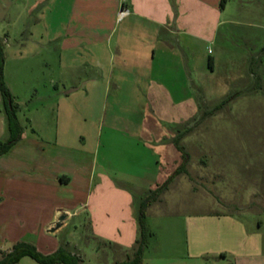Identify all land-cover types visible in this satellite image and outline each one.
I'll return each instance as SVG.
<instances>
[{
    "label": "crops",
    "instance_id": "0c3cea01",
    "mask_svg": "<svg viewBox=\"0 0 264 264\" xmlns=\"http://www.w3.org/2000/svg\"><path fill=\"white\" fill-rule=\"evenodd\" d=\"M235 2L243 8L230 13L254 15L250 36L235 30L243 24L233 15L225 16ZM29 4L41 10L37 23L46 30L37 42L44 85L22 101L39 102L25 110L6 80L24 134L0 157V251L23 242L45 256L62 249L86 264L67 238L78 233L127 258L115 264L131 263L140 203L182 163L174 140L197 118L200 102L227 98L232 133L237 103L249 92L264 94V0H0V12L22 14ZM122 7L131 14L118 22ZM61 8L67 12L62 31ZM2 42L7 56L16 49ZM225 59L229 73L220 81ZM7 137L0 94V140ZM226 156L229 175L236 167L232 148ZM243 164L245 172H264V151L254 165ZM242 200L244 212L217 217L226 221V249L213 253L227 264H264V218L245 213L253 206L262 211L264 197ZM61 216L67 218L52 233ZM203 220L197 213L185 219L196 249ZM16 264L40 263L26 256Z\"/></svg>",
    "mask_w": 264,
    "mask_h": 264
},
{
    "label": "rangeland",
    "instance_id": "374dc122",
    "mask_svg": "<svg viewBox=\"0 0 264 264\" xmlns=\"http://www.w3.org/2000/svg\"><path fill=\"white\" fill-rule=\"evenodd\" d=\"M28 6V11L22 14L0 12V40L7 39L8 43L16 48L14 49L16 51H9L8 56L5 52L4 78L13 85L17 97L14 98L20 99V104L25 105V110L39 102L34 100L24 104L25 102L22 101L33 99L30 97L32 95L34 97L36 91L44 85L40 74L41 56H38L37 42L41 34L46 31L39 28L37 23L41 17V10L30 8V4ZM234 7L243 8L240 3H232L225 16L233 15L243 24L235 30L241 35L250 36L254 29H250L247 24L253 21L254 15L241 10L230 13L229 10ZM55 16L56 14L54 18ZM57 16L62 31V23L67 19V12L61 8ZM4 17H8L7 20ZM15 17H20L17 23L14 22ZM225 28H228V25ZM21 59L27 62L23 68L18 65ZM228 73V61L225 59L218 69L217 80L223 81ZM213 86L215 88L216 84L211 85V88ZM244 98L246 99L240 100L234 109L233 120L235 119L236 122L232 133L228 125L227 105L214 115H207L227 98L220 102L202 100L197 118L178 131L179 135L191 129L188 136L181 140L188 159L184 165V173L174 178L169 189L162 196L167 204L158 201L147 217V226L155 233V236L148 239L150 245L145 258L147 264H227L220 254L213 253L219 249H226V221H219L217 217H225L227 212L234 209L244 212L242 204L244 197L252 198L254 202L256 198L264 197V172H257L255 168L246 172L242 169L245 162L254 165L256 156L264 151V107L260 104L261 100L264 102V94L249 92ZM231 134L232 139L229 137ZM229 148H232L235 154L236 167L233 169L234 172L228 175L226 154ZM184 160L182 155V163ZM181 164L167 176L164 183L174 175ZM108 197L114 195L108 191ZM239 201L240 205H236L235 203ZM255 207L260 208L253 206L252 211L245 213H251V216L261 215L264 218V207L260 212L254 211L258 209ZM196 213L204 215V235L200 237L201 244L197 249L194 248L191 232L188 233L187 238L185 231L187 229L190 231L189 227L186 228L185 219ZM151 230L149 229V232L152 233ZM67 238L74 241L78 249L83 251L81 255L86 264H115L127 261L126 257L117 256L114 247L100 239L78 233Z\"/></svg>",
    "mask_w": 264,
    "mask_h": 264
},
{
    "label": "trees",
    "instance_id": "16d2710c",
    "mask_svg": "<svg viewBox=\"0 0 264 264\" xmlns=\"http://www.w3.org/2000/svg\"><path fill=\"white\" fill-rule=\"evenodd\" d=\"M5 51L3 42L0 40V94L3 102V112L6 119V127L8 137L5 140H0V157L7 154L16 144H18L24 134L23 126L19 120V109L20 106L15 102V98L8 87L5 78ZM229 100H225L220 104L215 110L208 112L207 115H214L219 110H221L225 105L228 104ZM191 129L184 131L182 134L178 135L174 144L176 148L182 153L185 158V163H187L188 154L185 147L181 144V140L190 133ZM185 163L174 173V175L163 185L159 186L157 189L150 191L141 201L138 213V224H139V238L136 242L134 249V259L131 263L123 264H143V255L148 247L149 237H153L154 234L149 232L147 226V216L150 207L156 202L160 201V198L169 189V185L172 183L174 178L180 173H183L185 169ZM29 256L39 262L40 264H79L80 260L78 257L72 254L59 250L55 254L45 256L40 253L35 247L26 244L18 243L16 244L11 252L0 251V264H16L23 257Z\"/></svg>",
    "mask_w": 264,
    "mask_h": 264
},
{
    "label": "built area",
    "instance_id": "2783aa9c",
    "mask_svg": "<svg viewBox=\"0 0 264 264\" xmlns=\"http://www.w3.org/2000/svg\"><path fill=\"white\" fill-rule=\"evenodd\" d=\"M131 14L130 10L126 7H122L117 14V21L121 22Z\"/></svg>",
    "mask_w": 264,
    "mask_h": 264
},
{
    "label": "water",
    "instance_id": "95a60500",
    "mask_svg": "<svg viewBox=\"0 0 264 264\" xmlns=\"http://www.w3.org/2000/svg\"><path fill=\"white\" fill-rule=\"evenodd\" d=\"M66 218H67L66 216H61L56 226L52 228L50 231L53 233V232H56L58 229H60L61 226L63 225V222L66 220Z\"/></svg>",
    "mask_w": 264,
    "mask_h": 264
}]
</instances>
